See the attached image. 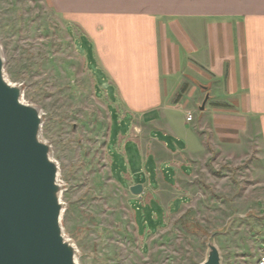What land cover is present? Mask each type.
<instances>
[{"label":"rangeland","instance_id":"1","mask_svg":"<svg viewBox=\"0 0 264 264\" xmlns=\"http://www.w3.org/2000/svg\"><path fill=\"white\" fill-rule=\"evenodd\" d=\"M199 1L208 8L210 0ZM158 20L160 41L168 17ZM0 51L5 77L43 118L39 135L58 165L63 232L78 264H200L214 231L220 264L258 263L262 158L223 159L215 148L205 161L189 158L182 171L177 158H165L156 173L148 154L157 143L145 140L156 126L133 124L94 39L48 0H0ZM188 76L171 103L189 102L191 125L205 96L188 93ZM157 139L169 138L160 132ZM134 184H143L140 194L131 193Z\"/></svg>","mask_w":264,"mask_h":264},{"label":"crops","instance_id":"2","mask_svg":"<svg viewBox=\"0 0 264 264\" xmlns=\"http://www.w3.org/2000/svg\"><path fill=\"white\" fill-rule=\"evenodd\" d=\"M48 1L94 39L133 124L156 126L145 138L157 143L148 154L156 173L165 158H177L182 171L215 148L223 159L264 160V0H210L204 10L199 0ZM160 16L168 21L157 41ZM186 73L188 93L208 94L191 125L189 102L171 103ZM160 132L169 139H157Z\"/></svg>","mask_w":264,"mask_h":264},{"label":"water","instance_id":"3","mask_svg":"<svg viewBox=\"0 0 264 264\" xmlns=\"http://www.w3.org/2000/svg\"><path fill=\"white\" fill-rule=\"evenodd\" d=\"M21 96V87L5 77L0 51V264H78L77 249L63 232L58 165L39 135L43 118ZM130 191L140 194L143 186ZM218 233H211L200 264H220L213 241Z\"/></svg>","mask_w":264,"mask_h":264},{"label":"built area","instance_id":"4","mask_svg":"<svg viewBox=\"0 0 264 264\" xmlns=\"http://www.w3.org/2000/svg\"><path fill=\"white\" fill-rule=\"evenodd\" d=\"M191 118H192V115L189 114V115L186 117V120H187V121H190ZM257 264H264V255H262V256L260 257V259H259V261H258Z\"/></svg>","mask_w":264,"mask_h":264}]
</instances>
